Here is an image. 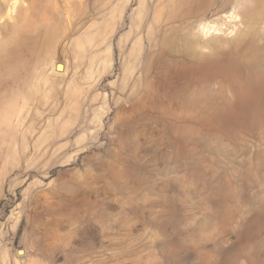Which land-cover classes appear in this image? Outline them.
<instances>
[{
    "label": "rangeland",
    "instance_id": "374dc122",
    "mask_svg": "<svg viewBox=\"0 0 264 264\" xmlns=\"http://www.w3.org/2000/svg\"><path fill=\"white\" fill-rule=\"evenodd\" d=\"M57 4L0 57V264H264V0Z\"/></svg>",
    "mask_w": 264,
    "mask_h": 264
},
{
    "label": "bare ground",
    "instance_id": "6f19581e",
    "mask_svg": "<svg viewBox=\"0 0 264 264\" xmlns=\"http://www.w3.org/2000/svg\"><path fill=\"white\" fill-rule=\"evenodd\" d=\"M29 1L30 2L24 5L22 10L16 14L13 22L9 21L8 27L0 24V31L3 30L2 32L6 34L4 36H8L1 42L0 57L30 56L32 53V49L29 46L31 45L30 41L36 40L42 35L41 31L43 30V27H48V33V30L55 24V22L59 23L61 16L58 14V11L61 10V8L60 4H57L58 0H55L53 3L55 7H52L51 12L49 11L44 14L41 13L38 16L34 15L38 9L37 1ZM6 5L7 3L2 0L0 4V15L4 14ZM73 5L74 3H72L69 8L72 9ZM49 36L50 34H48V37ZM58 68L61 70L63 65H58Z\"/></svg>",
    "mask_w": 264,
    "mask_h": 264
}]
</instances>
